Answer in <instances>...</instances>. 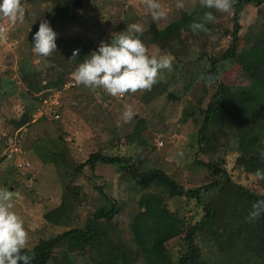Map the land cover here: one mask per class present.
<instances>
[{
    "label": "rangeland",
    "instance_id": "374dc122",
    "mask_svg": "<svg viewBox=\"0 0 264 264\" xmlns=\"http://www.w3.org/2000/svg\"><path fill=\"white\" fill-rule=\"evenodd\" d=\"M155 2L165 13L158 19H153L146 0H86L82 9L73 12V21H46L65 49L73 47L70 39H90L98 45L101 41H109L112 34L125 31L129 24H140L141 34L146 33L142 43L147 55L157 58L164 55L171 61V69L160 70L156 79L164 84V88L150 94L146 89H138L134 93H125L123 97L110 96L99 87L66 90L61 96L59 120L50 117L33 120L32 117L29 124L20 129H16L12 121L23 115L26 108L31 112L36 109L42 96L31 98L27 94L21 75L23 70L41 71L44 79L46 74L51 75L49 64L36 55L29 42L33 32L31 22L45 17L49 6L41 0H21L25 9L22 22L11 23L0 16V23L9 22L3 39L0 38V189L13 193V211L23 220L28 235L26 248L31 249L40 240L53 238L68 229L66 225L56 226L47 222L44 214L60 205L65 182L71 179L65 174L69 170L67 168L79 167L93 153L130 157L141 169L159 168L186 190L201 187L215 179L211 170L195 164L196 159L205 163L210 161L206 155L199 154L197 135L201 118L197 101L206 85L205 76L211 60L218 59L229 47L231 39L226 36V31L232 28V11L204 8L201 0ZM178 2H182L184 7L178 8ZM182 10L191 13L198 23H204L203 16L207 11L215 17L213 22L205 24L207 31H203L194 42L186 33H181L190 49L189 56L183 57V63L177 61L167 48L152 42L150 33L152 24L162 30L176 21ZM262 10L264 12V6ZM257 14L255 6H249L244 13L239 53L247 49L245 36ZM219 68L222 81L232 89L264 84L261 72L255 66L224 62ZM52 90L56 89L49 92ZM214 90L211 89L210 94ZM204 104L203 108L207 102ZM129 107L134 115L125 122L123 111ZM16 135L21 140L23 158L31 164L30 170L18 169L13 159H1L7 141ZM231 146L221 154V167L227 169L236 182L264 194V179L248 176L236 167V145ZM51 152L63 153V158L55 156L51 161ZM72 185L79 188L82 201L75 211L74 225H82L88 214L109 205L110 200L115 201L121 211L116 220L105 225L115 239L127 244L132 243L130 223L141 196L152 192L168 198L163 186L153 184L144 191L114 166H99L95 173L85 167L73 177ZM167 206L180 218L198 220L203 215L202 208L194 199L168 198ZM167 249L169 256L177 258L183 250V242L174 239ZM75 262L85 264L86 261L77 258Z\"/></svg>",
    "mask_w": 264,
    "mask_h": 264
},
{
    "label": "trees",
    "instance_id": "16d2710c",
    "mask_svg": "<svg viewBox=\"0 0 264 264\" xmlns=\"http://www.w3.org/2000/svg\"><path fill=\"white\" fill-rule=\"evenodd\" d=\"M41 1L48 4L49 9L45 17L31 22L33 32L29 42L32 49V36L41 22L46 19L73 21V12L82 9L86 2ZM249 6L257 7L258 14L245 36L247 49L239 53L241 23ZM263 6L264 0H234L232 28L226 31V36L231 39L229 47L218 59L211 60L205 76L206 85L197 101L201 118L197 135L199 154L206 155L210 161L205 163L196 159L195 164L211 170L215 179L201 187L186 190L159 168L141 169L130 157L109 156L101 152L91 154L79 167L67 168L66 165L69 170L65 174L71 179L65 182L62 201L58 207L45 213L44 218L56 226L66 225L68 229L53 238L40 240L31 249L25 247L22 251L32 256L29 264H76L77 258L86 261L85 264H264V209L259 218H249V213L254 211L252 205L264 200V194L236 182L227 169L221 167V154L235 144L236 167L248 176H257L258 169L264 173V158L260 157L264 150V84L232 89L222 81L219 68L224 62L252 65L261 72L264 81ZM192 23L198 22L191 13L182 10L180 17L162 30L152 24L151 40L167 48L177 61L183 63V57L189 56L190 49L181 33H186L194 42L203 32H193L189 27ZM136 35L143 41L146 33ZM69 43L73 47L65 49L56 38L55 51L46 57L36 54L49 64L51 75L46 74L45 79L41 71L24 69L21 74L27 94L31 98L42 95L39 104L50 89H61L85 56L98 46L90 39H70ZM74 51L76 56H73ZM162 87L164 84L156 81L146 92L158 93ZM211 89H215L212 94ZM37 109L38 106L31 112L26 108L23 115L12 121L15 128L27 126ZM55 156L62 159L63 153L51 152V161ZM213 157L218 161L215 162ZM99 166L117 167L119 173L128 175L144 191L157 184L167 190L170 199H194L202 208L203 215L198 220L180 218L177 212L169 210L168 198L145 192L130 223L131 244L115 239L106 228L105 224L116 220L121 211L117 202L109 199V205L88 214L82 225H74L75 211L82 201L79 188L72 185L73 177L85 167L95 173ZM174 239L183 242V250L177 258L169 256L167 249Z\"/></svg>",
    "mask_w": 264,
    "mask_h": 264
},
{
    "label": "clouds",
    "instance_id": "9594fccd",
    "mask_svg": "<svg viewBox=\"0 0 264 264\" xmlns=\"http://www.w3.org/2000/svg\"><path fill=\"white\" fill-rule=\"evenodd\" d=\"M234 0H201V6L230 12ZM153 19L162 17L165 13L155 0H146ZM183 8L182 2L176 5ZM0 16L6 17L11 23L23 21L25 9L21 0H0ZM204 23H192L189 27L193 32L207 31L205 24L215 20L211 11L203 16ZM142 32L138 23L127 25L125 31L111 35L109 41H101L95 50L91 51L73 72V79L77 84L92 89L102 88L110 96H123L127 92L150 89L156 83L158 72L171 69V61L167 56L147 55L145 45L136 35ZM57 33L49 22L43 21L32 36L33 51L41 56H48L57 49ZM77 52H73L76 56ZM134 115L132 109L123 111L125 122ZM264 158V150L260 152ZM258 177H264L259 169ZM13 193L7 189H0V264H29L32 256L24 253L28 235L23 227V220L13 211ZM254 211L249 213L250 219H257L264 209V200L252 205Z\"/></svg>",
    "mask_w": 264,
    "mask_h": 264
},
{
    "label": "built area",
    "instance_id": "2783aa9c",
    "mask_svg": "<svg viewBox=\"0 0 264 264\" xmlns=\"http://www.w3.org/2000/svg\"><path fill=\"white\" fill-rule=\"evenodd\" d=\"M8 21H6L7 23ZM6 23L4 24V21L0 23V38L3 39V35H5V32L7 31ZM9 24V22H8ZM83 87L82 84H77L75 80L73 79V75L70 76L69 81L61 88L56 89L48 92L46 97H43L41 99V102L38 106L37 111L33 114V120H39L43 118H53L56 120L60 119V112H61V96L64 91L70 90V89H76ZM123 97V96H120ZM18 135L15 137L9 138L7 141V146L4 149V152L1 156V159L6 158L10 161H15V166L18 169L22 170H30L31 164L23 158L24 152L21 147V142ZM13 159V160H11Z\"/></svg>",
    "mask_w": 264,
    "mask_h": 264
}]
</instances>
